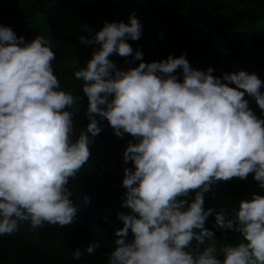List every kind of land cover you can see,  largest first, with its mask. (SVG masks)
<instances>
[{"label": "clouds", "instance_id": "clouds-1", "mask_svg": "<svg viewBox=\"0 0 264 264\" xmlns=\"http://www.w3.org/2000/svg\"><path fill=\"white\" fill-rule=\"evenodd\" d=\"M141 33L132 13L128 23L105 22L80 37L99 47L74 72L89 121L74 139L79 97L54 74L51 41L37 35L25 43L0 25V236L15 234L22 222L33 231L74 222L79 206L68 185L90 159L99 117L116 136L132 137L122 156L132 164L122 181V207L130 212L117 214L123 226L115 230L108 264H264V196L253 193L230 214L215 212V227L241 234L236 245L217 247L205 227L214 210L204 208V194L219 181L253 174L264 188V118L245 99L253 97L264 112V81L242 69L215 76L184 55L144 62L127 42ZM113 54L140 62L118 69ZM99 247L77 248L73 258Z\"/></svg>", "mask_w": 264, "mask_h": 264}, {"label": "trees", "instance_id": "trees-1", "mask_svg": "<svg viewBox=\"0 0 264 264\" xmlns=\"http://www.w3.org/2000/svg\"><path fill=\"white\" fill-rule=\"evenodd\" d=\"M132 13L140 21L142 33L138 40L127 42L143 53L144 62L184 55L195 69L212 67L215 76L241 69L264 74V0H0V25L11 27L25 43L37 35L51 41L56 56L54 74L64 90L79 97L73 117L74 139L89 123L88 99L74 72L86 67L99 47L82 43L80 37H90L105 22L128 23ZM109 59L124 70L140 62L116 54ZM176 75L182 80L181 70ZM245 99L264 118L255 99L247 94ZM97 121L102 130L89 145L90 159L68 185L71 199L79 206L74 222L64 227L45 224L35 231L22 222L15 234L0 236V264H108L115 230L123 226L117 214L130 212L122 207L126 191L122 181L124 168L132 164H125L122 156L132 137L116 136L107 119L97 117ZM253 193L264 196V188L249 174L246 179L219 181L204 194L205 210H214L205 227L214 232L217 247L236 245L242 236L215 227V212L224 208L230 214ZM194 196L191 192L188 199ZM94 242L100 243L94 254L73 258L74 250Z\"/></svg>", "mask_w": 264, "mask_h": 264}, {"label": "rangeland", "instance_id": "rangeland-1", "mask_svg": "<svg viewBox=\"0 0 264 264\" xmlns=\"http://www.w3.org/2000/svg\"><path fill=\"white\" fill-rule=\"evenodd\" d=\"M263 77H264V74L259 76L260 79H262ZM251 100H252V99H251Z\"/></svg>", "mask_w": 264, "mask_h": 264}]
</instances>
